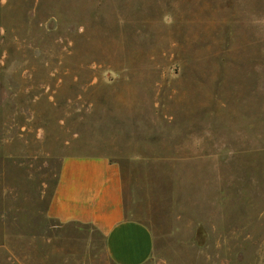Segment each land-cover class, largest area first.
<instances>
[{"label": "rangeland", "instance_id": "rangeland-1", "mask_svg": "<svg viewBox=\"0 0 264 264\" xmlns=\"http://www.w3.org/2000/svg\"><path fill=\"white\" fill-rule=\"evenodd\" d=\"M69 155L121 164L146 264H264V0H0V264H111L47 217Z\"/></svg>", "mask_w": 264, "mask_h": 264}, {"label": "crops", "instance_id": "crops-1", "mask_svg": "<svg viewBox=\"0 0 264 264\" xmlns=\"http://www.w3.org/2000/svg\"><path fill=\"white\" fill-rule=\"evenodd\" d=\"M46 214L61 224L94 229L111 264H146L152 257L154 235L129 214L123 168L107 157H63Z\"/></svg>", "mask_w": 264, "mask_h": 264}]
</instances>
